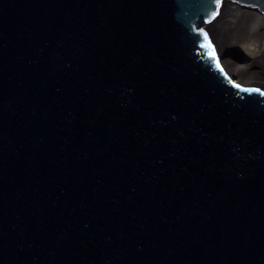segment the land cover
I'll return each instance as SVG.
<instances>
[{
	"label": "water",
	"instance_id": "1",
	"mask_svg": "<svg viewBox=\"0 0 264 264\" xmlns=\"http://www.w3.org/2000/svg\"><path fill=\"white\" fill-rule=\"evenodd\" d=\"M231 9L264 20L0 0V264H264V85L219 53Z\"/></svg>",
	"mask_w": 264,
	"mask_h": 264
},
{
	"label": "bare ground",
	"instance_id": "2",
	"mask_svg": "<svg viewBox=\"0 0 264 264\" xmlns=\"http://www.w3.org/2000/svg\"><path fill=\"white\" fill-rule=\"evenodd\" d=\"M215 27L219 53L225 54L223 61L234 78L264 85V20L256 13L231 9Z\"/></svg>",
	"mask_w": 264,
	"mask_h": 264
},
{
	"label": "snow or ice",
	"instance_id": "3",
	"mask_svg": "<svg viewBox=\"0 0 264 264\" xmlns=\"http://www.w3.org/2000/svg\"><path fill=\"white\" fill-rule=\"evenodd\" d=\"M205 40H207V34H205ZM205 47H210V41L208 44L205 45ZM214 51L213 52H210L209 55H214ZM237 87H239V85H237ZM256 91H259V89H257Z\"/></svg>",
	"mask_w": 264,
	"mask_h": 264
}]
</instances>
